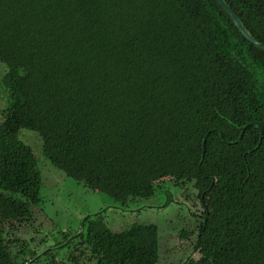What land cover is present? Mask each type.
Listing matches in <instances>:
<instances>
[{
    "label": "trees",
    "instance_id": "obj_1",
    "mask_svg": "<svg viewBox=\"0 0 264 264\" xmlns=\"http://www.w3.org/2000/svg\"><path fill=\"white\" fill-rule=\"evenodd\" d=\"M223 2L264 44V0ZM1 63L0 264H66L61 242L37 254L15 235L41 201L23 128L54 168L121 202L191 183L200 214L179 264H264V129L259 145L241 129L264 119V46L218 0H0ZM68 239L90 243L82 264L160 258L156 225L112 230L100 212Z\"/></svg>",
    "mask_w": 264,
    "mask_h": 264
},
{
    "label": "rangeland",
    "instance_id": "obj_2",
    "mask_svg": "<svg viewBox=\"0 0 264 264\" xmlns=\"http://www.w3.org/2000/svg\"><path fill=\"white\" fill-rule=\"evenodd\" d=\"M1 64L0 78L5 69ZM1 86L0 119L8 104V92ZM19 138L31 147L37 157L41 177V201L31 208L32 220L15 234L24 242V250H34L40 254L61 242L64 244L62 247L52 250L54 256L66 264H82V261L86 262L84 257L88 256L90 243L78 248L75 246L77 239H66L80 230L83 217L100 212L112 230H121L133 223L156 225L158 264H179L190 251L192 237L181 238L179 234L181 231H194L199 220L201 205L191 183L174 185L173 181L166 179L157 186L153 197L121 202L105 192L84 186L54 168L42 155V141L35 131L23 128L19 131ZM17 248L20 245L14 243L13 250ZM44 259L42 257L41 261ZM28 264H32L31 261Z\"/></svg>",
    "mask_w": 264,
    "mask_h": 264
},
{
    "label": "water",
    "instance_id": "obj_3",
    "mask_svg": "<svg viewBox=\"0 0 264 264\" xmlns=\"http://www.w3.org/2000/svg\"><path fill=\"white\" fill-rule=\"evenodd\" d=\"M218 2L222 5V7L226 10V12L228 13V15L230 16L231 20L233 21L234 25L236 26V28L239 30V32L242 34V36L248 40L249 42L255 44V45H262L264 46V44L258 42V41H255L253 40L252 38L249 37V35L245 32V30L243 29V27L241 26L236 14L234 13V11L228 6L226 5L223 0H218ZM251 124H255L259 130V141H258V145L260 144L261 142V138H262V134H263V129H264V119L263 120H260V121H257V122H250L248 124H246L244 127H242V132L243 130L248 126V125H251ZM242 132L239 136V139L241 138L242 136ZM205 139H206V136H204V139H203V148H202V153L204 152V143H205Z\"/></svg>",
    "mask_w": 264,
    "mask_h": 264
}]
</instances>
